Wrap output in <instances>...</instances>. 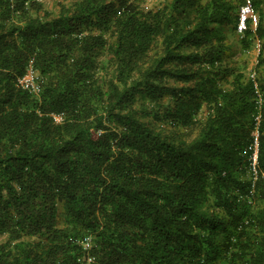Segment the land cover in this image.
Here are the masks:
<instances>
[{
  "label": "trees",
  "instance_id": "1",
  "mask_svg": "<svg viewBox=\"0 0 264 264\" xmlns=\"http://www.w3.org/2000/svg\"><path fill=\"white\" fill-rule=\"evenodd\" d=\"M60 5L0 0V264H264L263 0Z\"/></svg>",
  "mask_w": 264,
  "mask_h": 264
},
{
  "label": "rangeland",
  "instance_id": "2",
  "mask_svg": "<svg viewBox=\"0 0 264 264\" xmlns=\"http://www.w3.org/2000/svg\"><path fill=\"white\" fill-rule=\"evenodd\" d=\"M45 7L48 10L53 11L54 13L59 12L61 7L62 1L69 2L70 0H42ZM142 5L146 8H159L164 6L170 0H139ZM263 11H264V0H263ZM248 16L251 17V24L256 27L259 22L261 21V14L259 12L254 11L252 8H246L241 17V26L238 30H231L230 26L228 27L229 30V44L232 45L231 48V59L238 62L242 66L247 65L248 72L251 73L259 60V55L261 52L260 46V39L256 37L254 39V44L248 50H244L243 44L241 42V34H242V27L245 26L244 18ZM205 113V112H204ZM202 116V113L201 115Z\"/></svg>",
  "mask_w": 264,
  "mask_h": 264
},
{
  "label": "built area",
  "instance_id": "3",
  "mask_svg": "<svg viewBox=\"0 0 264 264\" xmlns=\"http://www.w3.org/2000/svg\"><path fill=\"white\" fill-rule=\"evenodd\" d=\"M252 77H255V74H252ZM37 78H38V72L34 69V67L32 65H30L28 67V70H27L26 74L23 77H21L19 79V81H20V83H22L24 85H34L35 82H36V80H37ZM256 88H257L256 89L257 92H259L260 89H259V86L258 85H257ZM259 95L261 96V94H259ZM56 119H58V117H56ZM256 160H257V153L255 151L254 152V155H253V162H254V164L256 163ZM89 243H90L89 240H87V241L84 242V244L86 245V247H89L90 246Z\"/></svg>",
  "mask_w": 264,
  "mask_h": 264
},
{
  "label": "clouds",
  "instance_id": "4",
  "mask_svg": "<svg viewBox=\"0 0 264 264\" xmlns=\"http://www.w3.org/2000/svg\"><path fill=\"white\" fill-rule=\"evenodd\" d=\"M242 17V16H241Z\"/></svg>",
  "mask_w": 264,
  "mask_h": 264
}]
</instances>
